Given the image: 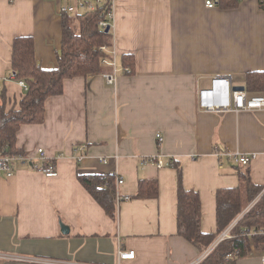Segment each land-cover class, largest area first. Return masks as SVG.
Masks as SVG:
<instances>
[{
	"label": "crops",
	"instance_id": "0c3cea01",
	"mask_svg": "<svg viewBox=\"0 0 264 264\" xmlns=\"http://www.w3.org/2000/svg\"><path fill=\"white\" fill-rule=\"evenodd\" d=\"M74 1L0 0V93L7 107L24 92L3 82L12 72L14 38L32 36L38 64L56 67L60 8ZM204 1L113 0L107 51L114 52L118 68L115 85L102 72L65 79L62 93L45 100L44 120L16 132V147L38 159L42 148L57 175L20 165L11 177H0V264H116L119 248L134 251L122 264L196 259L203 250L177 234L174 163L183 186L199 193L203 232H216V191L238 187L241 172L262 186L253 199L258 201L264 193V109L207 112L198 108L197 93L215 75L247 91V72H264V1L234 0L230 6L233 0H222L213 7ZM124 57L133 65L124 66ZM109 70L104 66L103 72ZM78 146L80 162L74 158ZM226 152L255 158L242 166L218 155ZM152 156L163 165L156 166ZM78 173L122 179L118 185L115 180L116 197L128 199L116 201L115 219ZM142 178L158 182L157 197H135ZM251 256L254 261L241 258L237 264H261Z\"/></svg>",
	"mask_w": 264,
	"mask_h": 264
},
{
	"label": "trees",
	"instance_id": "16d2710c",
	"mask_svg": "<svg viewBox=\"0 0 264 264\" xmlns=\"http://www.w3.org/2000/svg\"><path fill=\"white\" fill-rule=\"evenodd\" d=\"M236 1V0H235ZM222 4V0H219ZM234 5V0L229 4ZM111 11L109 0H103L95 10H82L76 16L78 31L73 27V16L64 12L61 17V47L57 54V65L54 68H42L35 58L34 40L32 36H17L11 44V69L17 79H22L27 89L16 105L6 106L0 93V154L25 153L16 147V132L22 124H39L44 120V103L50 96L59 95L63 91V81L77 76L85 77L90 73L104 71L101 59L110 57L102 47H110L111 30L98 25L106 20ZM124 66H132L131 58H123ZM246 88L249 93L264 91V72H247ZM176 168L177 195V234L204 250L244 208L241 205L239 187L219 188L216 191V232H203L201 229V203L199 193L186 189L182 182L181 168ZM245 182L248 199L251 202L261 191L262 186L253 184L247 172L240 173ZM77 178L85 189L112 219L116 217L115 174L78 173ZM158 195V182L155 179H139L137 198H155ZM244 225H264V193L258 201L245 213L236 224L233 232H238ZM249 240L237 237L222 241L200 264H237L245 257V248ZM239 250L237 256L226 258L228 253Z\"/></svg>",
	"mask_w": 264,
	"mask_h": 264
},
{
	"label": "built area",
	"instance_id": "2783aa9c",
	"mask_svg": "<svg viewBox=\"0 0 264 264\" xmlns=\"http://www.w3.org/2000/svg\"><path fill=\"white\" fill-rule=\"evenodd\" d=\"M103 0H75L72 4H65L61 6V13L67 12L76 16L80 11L87 10L93 11ZM219 0H205L204 4L206 7H213L217 5ZM264 1V0H262ZM111 11L107 15L106 20H100L98 25L105 29L107 26H112V6L113 0H109ZM110 57L101 59V63L108 66L110 70L102 72V76L107 84L115 85L117 81L118 68L116 66L114 52H108L106 47H102ZM13 82L19 86L22 90L27 89L26 83L22 79H17L11 72L8 76L3 78V82ZM2 84L0 83V91ZM197 106L199 109L207 112H240V111H255L264 109V94H251L245 89L243 90H232V84L227 76L215 75L210 79L208 87L200 88L197 93ZM158 143L162 142L163 136L161 134L156 135ZM81 146L76 148L74 152V158L76 162H80L83 157V153L80 151ZM82 150V149H81ZM36 153L40 155V159L29 153H17V154H0V177H11L15 171V168L20 165L30 166L35 171L43 173L47 177L57 175L55 163L52 161H44L43 149L38 148ZM218 155H225L227 158L232 159L239 165L246 166L254 158L255 154H244L240 152H226L224 154L219 153ZM152 162L155 161L156 166L161 167L163 163L158 159V156H152L149 158ZM104 160V159H103ZM40 161V162H39ZM172 165V162L169 163ZM116 185L122 183V179L118 176L115 178ZM122 199H128L127 196H117L116 201L119 202ZM247 213V210L239 213L216 237L213 241L203 250L202 254L196 259L187 262L185 264H199L204 258H206L216 246L222 241L237 238L239 236L249 240L245 248V256L257 255L260 259V263L264 264V225H244L240 227L238 232H233L236 224L239 220ZM239 250L236 249L232 253H228L226 258L237 256ZM134 258L133 250H123L119 248L117 251V263L122 264L123 260H129Z\"/></svg>",
	"mask_w": 264,
	"mask_h": 264
},
{
	"label": "rangeland",
	"instance_id": "374dc122",
	"mask_svg": "<svg viewBox=\"0 0 264 264\" xmlns=\"http://www.w3.org/2000/svg\"><path fill=\"white\" fill-rule=\"evenodd\" d=\"M238 187H239V190H240V194H241V205L242 207L244 208V210H247V212L251 209V207L257 202V201H251L249 202V199H248V192H247V189H246V185H245V182L240 179V181L238 180ZM243 210V211H244ZM252 258V259H251ZM254 258L255 256H250L247 258L244 257V260L246 259H251L252 261H254ZM243 259V258H242ZM241 259V260H242Z\"/></svg>",
	"mask_w": 264,
	"mask_h": 264
},
{
	"label": "water",
	"instance_id": "95a60500",
	"mask_svg": "<svg viewBox=\"0 0 264 264\" xmlns=\"http://www.w3.org/2000/svg\"><path fill=\"white\" fill-rule=\"evenodd\" d=\"M109 29H110V27L107 26L105 28V32H108ZM243 89H244V86H232V90H243ZM61 228H62V232H65V233L68 232V227L67 226L61 225Z\"/></svg>",
	"mask_w": 264,
	"mask_h": 264
}]
</instances>
